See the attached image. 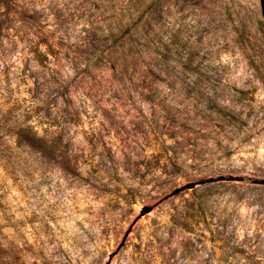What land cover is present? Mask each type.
<instances>
[{
    "label": "rangeland",
    "instance_id": "rangeland-1",
    "mask_svg": "<svg viewBox=\"0 0 264 264\" xmlns=\"http://www.w3.org/2000/svg\"><path fill=\"white\" fill-rule=\"evenodd\" d=\"M10 1L0 264H264L261 0Z\"/></svg>",
    "mask_w": 264,
    "mask_h": 264
},
{
    "label": "water",
    "instance_id": "water-1",
    "mask_svg": "<svg viewBox=\"0 0 264 264\" xmlns=\"http://www.w3.org/2000/svg\"><path fill=\"white\" fill-rule=\"evenodd\" d=\"M261 5H262V13H263V16H264V0H261ZM239 180L236 176H224V175H220V176H217V177H208V178H205V179H201L199 180L198 182H189L187 183L186 185L184 186H181V187H177L173 190V192L171 194H169L167 197H169L170 195H173V194H176V193H179L180 191H182L183 189L185 188H193L195 187L197 184H205V183H208V182H216V181H220V180ZM264 183V182H263Z\"/></svg>",
    "mask_w": 264,
    "mask_h": 264
},
{
    "label": "trees",
    "instance_id": "trees-1",
    "mask_svg": "<svg viewBox=\"0 0 264 264\" xmlns=\"http://www.w3.org/2000/svg\"><path fill=\"white\" fill-rule=\"evenodd\" d=\"M10 0H0V6L4 9V12H7L10 7ZM25 141L30 144L32 147L39 150H44V141L42 138H39L35 133L28 134L25 138Z\"/></svg>",
    "mask_w": 264,
    "mask_h": 264
}]
</instances>
